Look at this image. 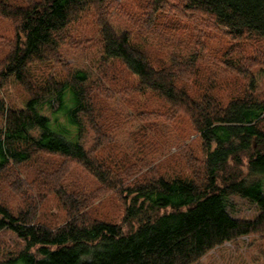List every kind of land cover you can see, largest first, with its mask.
Here are the masks:
<instances>
[{
    "label": "trees",
    "instance_id": "16d2710c",
    "mask_svg": "<svg viewBox=\"0 0 264 264\" xmlns=\"http://www.w3.org/2000/svg\"><path fill=\"white\" fill-rule=\"evenodd\" d=\"M107 1L25 0L13 4L0 0V17L13 20L17 28L13 52L0 62V87L14 76L30 93L26 106L15 109L7 105L0 90V179H6L15 192L21 193L22 187L28 194L31 190L23 186L26 183L18 174L21 166L48 155L70 160L64 167L40 170L43 179L38 194L44 195L48 187L64 202L68 218L62 225L40 224L36 199L25 198L17 210L0 202V236L10 232L23 243L11 249L0 240V264H194L224 242L264 234V99L251 93L224 105L211 90L215 85L209 77L203 83L212 87L194 98L178 85L181 80L196 82L198 69L207 68L194 47L186 57L176 46L179 52L172 53V64L157 67L130 31L117 30L111 21L101 22L105 59L120 60L138 76L135 91H152L164 98L170 105L167 116L184 115L191 121L205 156L199 178L170 179L162 173L156 156H183L186 144H178L175 153L171 149L164 154L150 151L148 156L154 158L144 155V162L126 165L124 157L112 162V155L105 156L110 139L87 148L79 136L73 141L51 127L53 118L43 112V106L46 98L52 104L56 95L59 110L79 133L87 123L98 130L95 119H85L93 107L86 87L88 72L75 70L71 78L50 79L37 86L28 74L29 65L55 55L69 24L89 5H107ZM182 1L186 9L200 11L224 26L230 38L242 40L224 61L228 70L246 76L255 64H264L247 60L248 50L252 57H264V0ZM163 37L166 41L178 35ZM66 91L73 95L70 107L64 106ZM69 163L92 175L99 183L97 191L85 196L80 188L68 185ZM145 167L149 168L143 171ZM108 192L125 196L121 223L93 217L87 211ZM231 197L254 203L256 217L235 216L229 208Z\"/></svg>",
    "mask_w": 264,
    "mask_h": 264
},
{
    "label": "rangeland",
    "instance_id": "374dc122",
    "mask_svg": "<svg viewBox=\"0 0 264 264\" xmlns=\"http://www.w3.org/2000/svg\"><path fill=\"white\" fill-rule=\"evenodd\" d=\"M5 1L13 4L25 3V0ZM107 2V5H89L88 9L65 29L64 40L57 53L52 54L46 61L32 63L28 69L29 76L37 86L50 79L71 78L75 70L87 71L86 87L92 96L93 107L85 119H95L98 130H93L91 124L87 123L83 133H79L78 128L68 121L66 114L59 110L56 95L52 98V104L48 102V98L45 99L43 112L53 118L51 127L56 133L73 141H77L79 136L87 148H92L98 141L109 142L110 139L105 156L112 155V162L124 157L126 165H138L144 160V155L154 158L148 156L150 151L154 154H164L168 149H171V152L176 151L178 144H186L183 156L172 154L167 159L164 155L156 156L161 161L162 173L170 179L199 178L202 175L200 164L205 156L191 121L184 115L180 118L167 116L170 105L164 98L152 91H135L138 76L128 70L120 60L105 59L100 34L102 20L111 21L117 30L130 31L133 41L143 45L149 59L157 67L171 65L172 53L179 52L177 47L182 49L186 57H189L194 47L201 55L202 64L207 68L199 67V78L196 82L181 80L178 85L187 88L197 99L212 87L203 83L208 77L213 86L215 85L214 90H211L221 98L224 105L251 93L264 99V64H255L246 76L228 70L224 61L229 59L235 46L242 45V40L230 38L224 26H219L200 11L186 9L182 0ZM170 33L178 35V38L164 41V34ZM180 39H183L184 43L179 41ZM16 41V24L13 20L0 17V62L13 52ZM247 55L250 62H264V57H252L254 54L249 50ZM0 90L10 108L26 106L30 93L14 76L7 77ZM72 100V93L66 91L64 106L70 107ZM112 139L114 141H111ZM115 151L118 152L117 155ZM134 152H138V156H134ZM68 162L70 160L61 156L48 155L40 156L39 160L21 166L18 174L26 183L23 186L30 188L31 194H25L22 187L21 193L15 192L3 178L0 179V202L17 210L24 205L25 198L36 199L39 204L38 222L50 228L62 225L68 218L64 202L48 187H45L44 191L47 192L42 196L38 194V190L41 189L39 185L43 179L41 169L64 167ZM68 165L72 168L69 179L71 182H67L68 185L73 189L80 188V192L85 196L97 191L99 183L92 175L76 163ZM148 168L145 167L143 171ZM229 208L235 216L246 219H253L258 214L256 205L241 197H231ZM87 211H90L89 214L93 217L121 223L125 213V196L108 192L102 198L94 200ZM0 240L4 246L11 249L23 245L10 232L1 234ZM194 264H264V234L253 233L224 242L208 251Z\"/></svg>",
    "mask_w": 264,
    "mask_h": 264
}]
</instances>
